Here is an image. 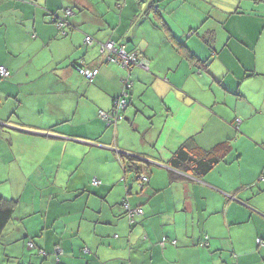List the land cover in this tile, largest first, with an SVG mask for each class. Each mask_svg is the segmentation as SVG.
<instances>
[{"label": "crops", "instance_id": "obj_1", "mask_svg": "<svg viewBox=\"0 0 264 264\" xmlns=\"http://www.w3.org/2000/svg\"><path fill=\"white\" fill-rule=\"evenodd\" d=\"M262 5L0 0V198L15 201L5 237L18 231L0 241L4 264H264ZM66 9L62 34L51 19ZM108 41L147 71L109 62ZM127 79L124 119L108 124ZM188 140L230 151L204 175L177 173ZM124 203L140 209L131 225ZM12 240L18 252L2 248Z\"/></svg>", "mask_w": 264, "mask_h": 264}, {"label": "built area", "instance_id": "obj_2", "mask_svg": "<svg viewBox=\"0 0 264 264\" xmlns=\"http://www.w3.org/2000/svg\"><path fill=\"white\" fill-rule=\"evenodd\" d=\"M72 12L69 9L64 10L63 17H58L57 15H53V18L51 19V22L55 24L56 28L60 30V33L64 34L63 28L68 26V17L71 16ZM93 39L90 37H85V44L91 45L93 44ZM102 53L105 55V58L117 66H119L121 69L125 71H130L132 68L135 67H141L142 69L146 70L148 69V66L146 62L139 57V53L137 52H126L122 48H118L114 45L113 42L108 41L104 43V45H101ZM76 71L84 75V77L87 79L88 82H91L92 79L96 76L97 71L96 70H89V69H81L78 66L76 67ZM8 77V72L5 67L0 66V79L3 80ZM132 88V82L130 80H124L123 81V89L118 98H116L112 103V109L109 115L99 114L100 117L106 121L108 124L116 125L119 121H122L124 119L123 113L127 107V98H128V92ZM140 185H143L148 182L147 177H141ZM99 182L97 180L92 181V185L96 186ZM124 207L126 209V217L128 219L129 224L131 225L134 222L135 216L140 214V209L135 207L131 208L126 203H124ZM165 240L162 241L164 243ZM174 244V241L172 242ZM258 247L263 249L264 251V241L258 240L257 241ZM28 247L30 249H34V245L32 242H28ZM55 255L57 256L56 262H58V256L61 254V251L58 247H56L54 251ZM39 255L46 256V253L40 251Z\"/></svg>", "mask_w": 264, "mask_h": 264}, {"label": "trees", "instance_id": "obj_3", "mask_svg": "<svg viewBox=\"0 0 264 264\" xmlns=\"http://www.w3.org/2000/svg\"><path fill=\"white\" fill-rule=\"evenodd\" d=\"M264 3V0H254ZM128 107V100H127ZM230 146L222 144L211 151H200L190 140L185 141L173 154L168 166L177 173L201 176L207 173L214 165L222 161L229 153ZM130 159V157H128ZM133 158V157H132ZM174 178L173 174H170ZM177 176V175H176ZM15 201L0 198V241L6 226L9 224Z\"/></svg>", "mask_w": 264, "mask_h": 264}, {"label": "rangeland", "instance_id": "obj_4", "mask_svg": "<svg viewBox=\"0 0 264 264\" xmlns=\"http://www.w3.org/2000/svg\"><path fill=\"white\" fill-rule=\"evenodd\" d=\"M262 7H264V5H262ZM262 32L263 33H262L261 37H263V39H264V31H262ZM6 186H7V184H0V192H3V193L8 192V191H6ZM23 198L24 199H29L28 193L25 194ZM14 225H15L14 222H9V225H8L9 227L6 228L5 232L8 231L9 229H12V228L14 229ZM17 233H18V231L16 232L14 230L13 234H11L10 236H7V237H5V235L3 234L2 238H5L6 240H4V241L6 243H8V242H10V237L12 235L14 236V234H15L16 235L15 237L18 238V234ZM19 243H21V240L19 242H14L13 241L11 244L2 245V248L3 249H7V250L11 249L15 253V252H18V250H19V248H18V244ZM21 247H23L22 249H24L25 253H28V255L29 254L30 255H34V257H35V255H36V250L35 249L29 250V249H27V247L25 248L24 245L22 246V244H21ZM4 261H5V256L2 255V249L0 248V264H4ZM8 264H15V263L12 262V263H8ZM26 264H28V263H26Z\"/></svg>", "mask_w": 264, "mask_h": 264}, {"label": "water", "instance_id": "obj_5", "mask_svg": "<svg viewBox=\"0 0 264 264\" xmlns=\"http://www.w3.org/2000/svg\"><path fill=\"white\" fill-rule=\"evenodd\" d=\"M141 68V67H140ZM127 108V107H126ZM126 110V109H125Z\"/></svg>", "mask_w": 264, "mask_h": 264}]
</instances>
